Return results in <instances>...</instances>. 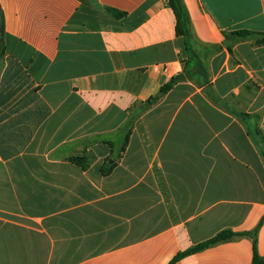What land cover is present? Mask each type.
Returning <instances> with one entry per match:
<instances>
[{"label": "crops", "instance_id": "0c3cea01", "mask_svg": "<svg viewBox=\"0 0 264 264\" xmlns=\"http://www.w3.org/2000/svg\"><path fill=\"white\" fill-rule=\"evenodd\" d=\"M183 3L0 0V264L264 261V0Z\"/></svg>", "mask_w": 264, "mask_h": 264}, {"label": "trees", "instance_id": "16d2710c", "mask_svg": "<svg viewBox=\"0 0 264 264\" xmlns=\"http://www.w3.org/2000/svg\"><path fill=\"white\" fill-rule=\"evenodd\" d=\"M168 5L173 9L175 15H176V33L178 36H182L185 39L188 40L191 28H190V18L188 11L183 3V0H168ZM236 36H238L240 39H251L256 41V44L258 45H264V34H256L251 33L248 31H242L235 33ZM177 79H173L169 84L163 86L161 88V91L159 94L149 100V104L157 101L159 98H161L165 93H167L176 83ZM74 161H82V159H74ZM254 235V234H253ZM236 234L231 231H225L223 233H220L217 237L191 249L190 251L186 253L179 254L172 264L179 261L181 258H183L185 255L192 254L195 252H198L200 250H203L213 244H216L221 241L229 240L235 237ZM253 264H264V261L258 256V254H255L254 263Z\"/></svg>", "mask_w": 264, "mask_h": 264}]
</instances>
